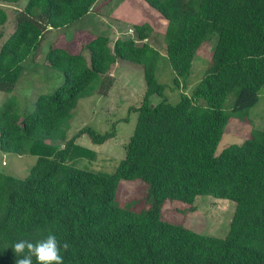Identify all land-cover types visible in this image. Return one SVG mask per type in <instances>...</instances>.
<instances>
[{
  "label": "trees",
  "instance_id": "obj_1",
  "mask_svg": "<svg viewBox=\"0 0 264 264\" xmlns=\"http://www.w3.org/2000/svg\"><path fill=\"white\" fill-rule=\"evenodd\" d=\"M96 1L27 0L15 11L13 31L0 43V91L13 90L46 31L81 19ZM144 1L166 20L162 52L144 41L147 24L133 27L138 43L127 38L110 45L106 35L83 30L66 40L60 31L45 60L62 84L39 95L26 114L13 98L0 105V151L36 157L22 179L0 172V264H15V242L50 233L69 244L61 249L63 264H264V131L252 129L240 144L215 154L230 118L252 107L264 85V0ZM7 19L0 5V26ZM213 34L208 65L190 95L182 91L174 104L164 98L151 104L165 90L155 77L161 54L174 85L184 86L179 81ZM119 60L141 66L145 87L140 104L128 109L136 120L123 158L111 173L74 166L73 158L93 155L74 144L78 136L102 144L114 135L83 127L67 138V131L80 99L112 87ZM231 93L232 106L225 107ZM121 180L144 185L145 206L118 204ZM197 196L235 203L223 238L161 218L168 201L181 203L182 214L193 212Z\"/></svg>",
  "mask_w": 264,
  "mask_h": 264
},
{
  "label": "rangeland",
  "instance_id": "obj_2",
  "mask_svg": "<svg viewBox=\"0 0 264 264\" xmlns=\"http://www.w3.org/2000/svg\"><path fill=\"white\" fill-rule=\"evenodd\" d=\"M138 1L100 0L96 10L90 9L94 11L93 14L84 16L63 29L46 31L34 59L29 57L24 61L23 71L13 90L10 93L0 91V105L3 101L13 98L16 101L18 112L26 114L33 110L34 100L39 95L51 93L62 84L63 76L51 69L45 60L50 43L56 39L60 31L66 34L67 40L72 37L71 34L74 31L90 28L97 34L106 35L109 38V44L112 45L122 32H117L115 29L116 24L121 22L125 25L124 28L132 27L130 28L132 33L128 36L119 35L118 38L127 39L130 37L138 43L140 41L136 38L137 33L133 27L147 24L151 28V32L144 41L162 52L166 20L156 10H152L144 0L145 3L140 5H137L136 2ZM26 2L27 0H19L16 4L4 3L8 19L4 25L0 26L2 33L0 43L13 31L14 13L22 9ZM127 2V6L121 4ZM95 11H99L100 16H95L97 13ZM215 40L216 35L213 34L207 42L200 46L192 61L188 77L179 81L181 85H184L181 87L174 85V74L169 62L166 56L161 54L156 65L155 77L159 84L165 86V90L162 97L152 95L149 98L150 103L156 104L164 98L167 102L174 104L179 100L180 92L183 91L184 94L190 95L204 74L210 58L209 53L212 51ZM83 54L87 57L85 51ZM111 77L113 78V85L105 95L93 94L78 101L70 120L67 138L72 137L83 127H90L100 134L113 131L114 135L102 144L91 143L86 134L78 136L74 144L90 150L93 155L73 158L71 164L74 166L91 171L111 173L118 161L123 158L124 146L132 133L136 120V113L128 109L132 105L140 104L145 89L142 68L138 64L119 60L111 69ZM234 97L235 93H231L227 97L225 107L229 105L230 108L232 106ZM252 129L264 131V85L258 93L257 102L252 107L240 110L236 112L235 117L230 118L216 147L215 154H218L228 145L240 144L249 137ZM56 144L62 146V142ZM35 161L36 157L32 155H18L0 151V172L22 179L28 174ZM144 194L145 187L141 182L121 180L117 189V202L120 206L129 205L133 209H138L145 206V203L140 201ZM193 206L195 208L193 212L182 214L180 209L184 206L181 203L168 201L162 208L161 218L171 223L181 224L199 234L220 238L226 235L235 207L233 201L212 196H197Z\"/></svg>",
  "mask_w": 264,
  "mask_h": 264
},
{
  "label": "clouds",
  "instance_id": "obj_3",
  "mask_svg": "<svg viewBox=\"0 0 264 264\" xmlns=\"http://www.w3.org/2000/svg\"><path fill=\"white\" fill-rule=\"evenodd\" d=\"M69 244L65 241L61 244L54 234H48L43 239L31 241L21 239L12 246L16 254L15 264H63L61 249L67 250Z\"/></svg>",
  "mask_w": 264,
  "mask_h": 264
},
{
  "label": "crops",
  "instance_id": "obj_4",
  "mask_svg": "<svg viewBox=\"0 0 264 264\" xmlns=\"http://www.w3.org/2000/svg\"><path fill=\"white\" fill-rule=\"evenodd\" d=\"M100 0H97L94 4H93V6H92V8L91 9H93V10H96V8H97V3L99 2ZM144 1L142 0V1H138V2H136L137 3V5H140V4H144L143 3ZM122 5H124V6H127L128 5V2L127 3H121ZM0 5L2 6V7H4L5 5H4V3H0ZM152 9V8H151ZM91 11L90 10V12L87 14V15H85V16H89L90 14H93V12L94 11ZM153 10V9H152ZM124 11H126V10H124ZM95 12H97V13H95V16H100L99 15V11H95ZM131 12H133V11H131ZM100 20V19H99ZM101 23H103L102 21H101ZM101 26V25H100ZM99 26V27H100ZM99 27H97V28H99ZM125 27V25H123L121 22L120 23H118V24H116V26H115V29H116V31L118 32H120V31H122L119 35H122V34H125L126 36H128V35H131V33H132V31H131V29L130 28H132V27H126V28H124ZM82 30L83 31H87V32H89V33H92V34H97L95 31H92L90 28H82ZM127 31V32H126ZM98 35H102V34H98ZM119 35L117 36V38L119 37ZM116 38V39H117ZM128 38H130V37H128ZM118 39H120V38H118ZM146 43H147V41H145ZM148 44V43H147ZM154 48V47H153ZM156 49V48H155Z\"/></svg>",
  "mask_w": 264,
  "mask_h": 264
}]
</instances>
